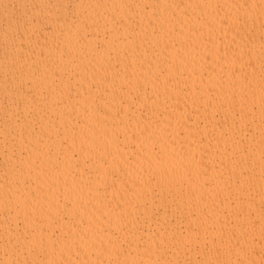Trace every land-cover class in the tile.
I'll return each mask as SVG.
<instances>
[{
  "label": "bare ground",
  "instance_id": "bare-ground-1",
  "mask_svg": "<svg viewBox=\"0 0 264 264\" xmlns=\"http://www.w3.org/2000/svg\"><path fill=\"white\" fill-rule=\"evenodd\" d=\"M35 8L23 63L0 41V264H264V0H9L0 33Z\"/></svg>",
  "mask_w": 264,
  "mask_h": 264
},
{
  "label": "clouds",
  "instance_id": "clouds-1",
  "mask_svg": "<svg viewBox=\"0 0 264 264\" xmlns=\"http://www.w3.org/2000/svg\"><path fill=\"white\" fill-rule=\"evenodd\" d=\"M29 5L38 4L41 8L47 3V0H26ZM63 3L67 4L69 0H62ZM9 0H0V9H7ZM80 10V6H77L76 11ZM71 11V10H69ZM47 15H52V13H46ZM41 15L40 8L32 9L31 15H25V19L16 21L13 20L8 26L7 32L0 33V41L7 43L9 50L14 54L15 59L20 63L24 61L21 60L20 54L27 51V46L31 44L29 36L39 27V22L35 21V17ZM35 21V22H34ZM71 16L69 17L68 27L71 28L72 24ZM26 59V57H25ZM32 77L27 73L22 75L17 74L11 81V86L16 87L19 90L30 87L31 85L27 81L31 80Z\"/></svg>",
  "mask_w": 264,
  "mask_h": 264
}]
</instances>
